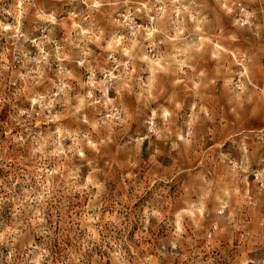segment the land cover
I'll return each mask as SVG.
<instances>
[{"label": "clouds", "instance_id": "9594fccd", "mask_svg": "<svg viewBox=\"0 0 264 264\" xmlns=\"http://www.w3.org/2000/svg\"><path fill=\"white\" fill-rule=\"evenodd\" d=\"M252 111L264 0H0V264H264Z\"/></svg>", "mask_w": 264, "mask_h": 264}, {"label": "rangeland", "instance_id": "374dc122", "mask_svg": "<svg viewBox=\"0 0 264 264\" xmlns=\"http://www.w3.org/2000/svg\"><path fill=\"white\" fill-rule=\"evenodd\" d=\"M256 120H260L261 122H264V112L262 111H252L249 112L247 118H246V122L248 121H256ZM146 149H147V142H145V155H146ZM261 181L264 182V176H262ZM111 182H113L116 191H121V184L119 182V177L117 173H113L112 176L110 177ZM153 231H157V229H153ZM217 246H220V244H218Z\"/></svg>", "mask_w": 264, "mask_h": 264}]
</instances>
